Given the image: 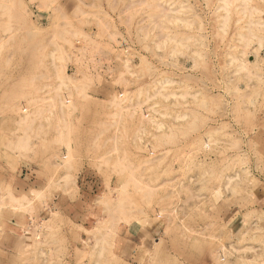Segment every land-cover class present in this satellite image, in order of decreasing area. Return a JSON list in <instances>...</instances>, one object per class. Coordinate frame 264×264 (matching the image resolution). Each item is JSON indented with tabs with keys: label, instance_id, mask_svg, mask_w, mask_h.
Masks as SVG:
<instances>
[{
	"label": "rangeland",
	"instance_id": "obj_1",
	"mask_svg": "<svg viewBox=\"0 0 264 264\" xmlns=\"http://www.w3.org/2000/svg\"><path fill=\"white\" fill-rule=\"evenodd\" d=\"M0 264H264V0H0Z\"/></svg>",
	"mask_w": 264,
	"mask_h": 264
},
{
	"label": "bare ground",
	"instance_id": "obj_2",
	"mask_svg": "<svg viewBox=\"0 0 264 264\" xmlns=\"http://www.w3.org/2000/svg\"><path fill=\"white\" fill-rule=\"evenodd\" d=\"M256 54V53H255Z\"/></svg>",
	"mask_w": 264,
	"mask_h": 264
}]
</instances>
